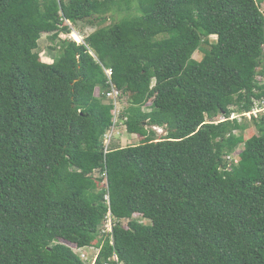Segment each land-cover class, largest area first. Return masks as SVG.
Listing matches in <instances>:
<instances>
[{
    "label": "trees",
    "instance_id": "1",
    "mask_svg": "<svg viewBox=\"0 0 264 264\" xmlns=\"http://www.w3.org/2000/svg\"><path fill=\"white\" fill-rule=\"evenodd\" d=\"M263 3L0 0V264H264Z\"/></svg>",
    "mask_w": 264,
    "mask_h": 264
},
{
    "label": "rangeland",
    "instance_id": "2",
    "mask_svg": "<svg viewBox=\"0 0 264 264\" xmlns=\"http://www.w3.org/2000/svg\"><path fill=\"white\" fill-rule=\"evenodd\" d=\"M261 9L262 11H264V3L261 4ZM122 18L121 13H111L108 15V20L106 22L103 23H96L94 25H90L87 21H81L78 23H69L68 24L71 26L72 28V32L67 34V33H62L60 35L61 39L64 40H68V39H72V40H76L77 42L81 43L82 41H84V38L89 35L91 32H93L94 30H96L99 27L102 26H107L115 21H118ZM75 33H77V35H81V40H77L75 37ZM52 35V34H51ZM211 41H216L217 36H212ZM57 46V41H52L50 34L48 33H43L41 39L39 40V47L36 50V54L38 55L39 59L45 63H52L54 61L53 58H55L56 56H58L59 52L58 50H54V47ZM203 56V52L202 51H197L195 54V58L196 59H201ZM98 93V92H97ZM100 94H98L99 96ZM117 97H112L114 99H117V101L114 102L115 104V109L118 108V111L114 110V113L118 112V116H117V127L110 129L107 132V136H105V144L106 145H110L112 143H116L118 146L121 147H125V146H129V145H134V144H139L141 143L142 137L136 135V134H130L127 132L126 126L124 124V122L119 119L120 115L122 114V112L124 111V109H126L128 107V102H127V98H123V99H119ZM264 106V105H263ZM260 111H264V107L258 106V108H256L255 113H259ZM250 116H248L246 119L242 117V119L244 121H248L249 123V129L246 132V137L249 138L251 135H253V133H257L255 130V125L251 122L250 120ZM217 119H221V117H218ZM241 119V117L239 118ZM154 131L156 132V138H162L167 134V131L164 128H158L155 129L153 128ZM107 137V138H106ZM237 155V153H236ZM234 156V155H233ZM96 177L100 176V173H96L95 174ZM104 184H100V187H102ZM135 217H140L139 214H136ZM128 221L125 220V223H127ZM149 222V221H146ZM103 227H105V230L109 229L106 228V226L103 225ZM102 227V228H103ZM109 232H106V234H108ZM105 234V233H103ZM105 234V235H106ZM72 248L71 245H68ZM73 249V248H72ZM81 252H85L86 253V260L88 262H91V264H95V258L97 257V255L100 252V248L97 249V246H93L92 247H88L83 249V251Z\"/></svg>",
    "mask_w": 264,
    "mask_h": 264
},
{
    "label": "built area",
    "instance_id": "3",
    "mask_svg": "<svg viewBox=\"0 0 264 264\" xmlns=\"http://www.w3.org/2000/svg\"><path fill=\"white\" fill-rule=\"evenodd\" d=\"M108 72V74H109V76L111 77L112 76V70H108L107 71ZM262 79L264 80V76L262 77ZM107 96L109 97V98H111V99H113L114 100V102L115 101H117V99H114V98H112V97H117V96H119L118 98L120 99V96H121V93L116 89V88H112V90L110 91V92H108L107 93ZM264 105V101L262 102V105H261V107H264L263 106ZM115 111H118V108H116L115 109ZM261 112V111H260ZM254 113H255V111H254ZM115 114V119H114V124H117V114H118V112H116V113H114ZM251 114H247V116H250ZM234 118L236 117V116H233ZM125 119V118H124ZM126 120V119H125ZM116 126L114 125L113 127H112V129L113 128H115ZM107 136V135H106ZM107 138V137H106ZM106 200L108 201V203H109V197L108 196H106ZM115 223H116V220H115V218L113 217V215H112V213L111 212H109V215H108V217H107V219H106V221H105V224H104V226H106V228H109L110 227V230L109 229H107V230H105V227H103V233H105L106 234V232H109V233H112L113 232V229H114V226H115ZM108 233V234H109ZM107 235V234H106ZM93 248V247H92ZM97 249H99V248H97ZM76 250V252H79V255H80V257L84 260V261H86V253L85 252H81L82 251V249H75ZM113 260H115V261H117L118 260V258L115 256L114 258H113ZM103 264H111V262L110 261H107V262H104ZM118 264H120V263H118Z\"/></svg>",
    "mask_w": 264,
    "mask_h": 264
},
{
    "label": "bare ground",
    "instance_id": "4",
    "mask_svg": "<svg viewBox=\"0 0 264 264\" xmlns=\"http://www.w3.org/2000/svg\"><path fill=\"white\" fill-rule=\"evenodd\" d=\"M77 40H81V35H77V33L74 34Z\"/></svg>",
    "mask_w": 264,
    "mask_h": 264
},
{
    "label": "clouds",
    "instance_id": "5",
    "mask_svg": "<svg viewBox=\"0 0 264 264\" xmlns=\"http://www.w3.org/2000/svg\"><path fill=\"white\" fill-rule=\"evenodd\" d=\"M98 248V247H97ZM75 249H78V248H74V251L76 252V250ZM80 249H82V248H80ZM82 251H83V249H82ZM100 251H101V248H100ZM77 254H79V252H76ZM100 253V252H99ZM98 256V255H97ZM96 259H97V257L95 258V261H96Z\"/></svg>",
    "mask_w": 264,
    "mask_h": 264
},
{
    "label": "water",
    "instance_id": "6",
    "mask_svg": "<svg viewBox=\"0 0 264 264\" xmlns=\"http://www.w3.org/2000/svg\"><path fill=\"white\" fill-rule=\"evenodd\" d=\"M83 42V41H82Z\"/></svg>",
    "mask_w": 264,
    "mask_h": 264
}]
</instances>
